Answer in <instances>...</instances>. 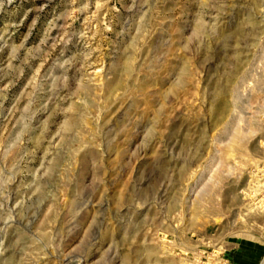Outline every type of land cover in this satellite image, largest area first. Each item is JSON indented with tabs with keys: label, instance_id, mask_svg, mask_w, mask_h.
<instances>
[{
	"label": "rangeland",
	"instance_id": "1",
	"mask_svg": "<svg viewBox=\"0 0 264 264\" xmlns=\"http://www.w3.org/2000/svg\"><path fill=\"white\" fill-rule=\"evenodd\" d=\"M243 254L264 264V0H0V264Z\"/></svg>",
	"mask_w": 264,
	"mask_h": 264
},
{
	"label": "crops",
	"instance_id": "2",
	"mask_svg": "<svg viewBox=\"0 0 264 264\" xmlns=\"http://www.w3.org/2000/svg\"><path fill=\"white\" fill-rule=\"evenodd\" d=\"M238 255H240V253H237ZM227 264H256V258L255 255H250V254H243L242 257L235 258V262H230Z\"/></svg>",
	"mask_w": 264,
	"mask_h": 264
},
{
	"label": "bare ground",
	"instance_id": "3",
	"mask_svg": "<svg viewBox=\"0 0 264 264\" xmlns=\"http://www.w3.org/2000/svg\"><path fill=\"white\" fill-rule=\"evenodd\" d=\"M262 194V193H261ZM261 196V195H260ZM254 199V198H253ZM255 202V201H254ZM251 205H252V203H251ZM256 205V204H255Z\"/></svg>",
	"mask_w": 264,
	"mask_h": 264
}]
</instances>
